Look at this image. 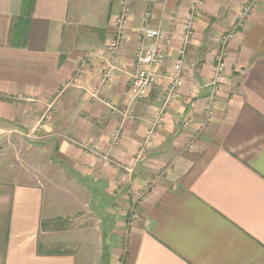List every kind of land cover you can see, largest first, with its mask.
I'll list each match as a JSON object with an SVG mask.
<instances>
[{
    "label": "crops",
    "instance_id": "obj_1",
    "mask_svg": "<svg viewBox=\"0 0 264 264\" xmlns=\"http://www.w3.org/2000/svg\"><path fill=\"white\" fill-rule=\"evenodd\" d=\"M29 1L0 0V264H264V0H130L117 49L123 0ZM147 13L165 60L133 102Z\"/></svg>",
    "mask_w": 264,
    "mask_h": 264
},
{
    "label": "built area",
    "instance_id": "obj_2",
    "mask_svg": "<svg viewBox=\"0 0 264 264\" xmlns=\"http://www.w3.org/2000/svg\"><path fill=\"white\" fill-rule=\"evenodd\" d=\"M122 13L118 19L117 23V35L115 37V40L112 43V47L114 49H117L121 47L125 41L126 31L128 29L129 25V16H130V8L128 5L127 0L122 1ZM249 7L247 6L243 10L242 17L248 14ZM151 18V14L147 13L145 22L143 23L145 26L142 29V36L143 41L145 45H142L139 49H137L136 54V62L135 67L133 70V73L130 77V95L132 97L133 102L137 99L142 98L147 91L150 90V88L153 87V85L156 83V80L158 78V68L163 64V61L165 60V54L164 51L161 49L162 46L160 42L165 38L164 33L159 29H154L149 25V20ZM194 21H196V16L191 15L187 18V21H185V31L183 34V43L185 46L188 45L189 39L192 37L193 31H194ZM235 29L232 31L227 32V34L222 35L220 42L222 44V50L219 55V62L218 67L216 70V81H214L216 84L220 79L222 78V74L225 69V45H227L230 41H232L235 37ZM185 48L181 50L180 57L176 60L175 65V77L173 80V84L166 92V104L171 103L173 100V97L176 95L178 91V87L181 86V72L183 67V55ZM93 55H90V58ZM115 75L114 68L109 69L104 76L102 77V83L106 84L109 82V80L112 78V76ZM98 88H94L92 90V94H94V98H98ZM162 113V112H161ZM158 113L156 114V119L159 121L162 118V114ZM126 115V114H125ZM121 136V128H118L113 134V142L117 143L119 141ZM97 149V148H96ZM95 150V148L93 149ZM95 155L100 157L101 159L109 162V158L107 156H101L100 152L95 151ZM135 215H133V218Z\"/></svg>",
    "mask_w": 264,
    "mask_h": 264
},
{
    "label": "rangeland",
    "instance_id": "obj_3",
    "mask_svg": "<svg viewBox=\"0 0 264 264\" xmlns=\"http://www.w3.org/2000/svg\"><path fill=\"white\" fill-rule=\"evenodd\" d=\"M128 1V5H129V8H130V10H131V3H130V0H127ZM193 15H195V16H197L196 14H193ZM195 24V23H194ZM162 49V48H161ZM163 50V49H162ZM226 51V53H227V50H225ZM226 57V56H225ZM218 62H219V60H218ZM217 67H218V63H217V65H216V68H215V72H216V70H217ZM225 67H226V63H225ZM224 71H225V69H224ZM215 72H213L214 73V80H213V82L214 81H216V73ZM182 73H183V71L181 72V76H182ZM223 75H224V72H223V74H222V77H223ZM181 79V81H182V77L180 78ZM174 80V79H173ZM222 81V78L220 79V81H218L217 82V84L218 83H220ZM172 86V85H171ZM92 96H93V98H94V94H92ZM167 95H165V97H166ZM166 100V99H165ZM172 103V102H171ZM170 104V103H169ZM168 104V105H169ZM159 113H161V111L159 112ZM126 114V115H125ZM129 115H130V111L129 110H126L125 112H123L122 113V116L124 117V118H128L129 117ZM44 121H45V119H44ZM121 134H122V131H121ZM0 136H2L1 134H0ZM120 139H121V136H120ZM119 139V140H120ZM118 142L119 141H117V143H114L113 141H112V143L113 144H118ZM8 143V145H7V147H9V149H8V151H10L9 152V154L11 153H13V154H15V148H13L12 146H13V141L12 140H9V142H7ZM6 144V143H5ZM14 146H16L15 144H14ZM80 147H81V149L83 150V151H85L86 153H89V154H93V155H95V151H98V152H100L99 150H98V148L96 149L95 147H91V146H88V145H85V144H81L80 145ZM21 148V147H20ZM95 148V150H93ZM3 150V151H2ZM12 151V152H11ZM6 152V150L4 149V148H0V158H1V156H4V154H6L5 153ZM96 156V155H95ZM47 158V162L49 163V162H51V164H49V166H50V168L51 167H53V162H52V160H50L49 158H48V156L46 157ZM127 170V173H131V170H129V168L128 169H126ZM145 193H146V190H142V191H140L139 192V195H140V198L142 199V198H144V196H145ZM132 209L133 208H131V212H132ZM133 215H135L134 213H133ZM132 215V216H133ZM71 224H74V226L75 225H77V226H79V222H76V220H72L71 222H70ZM93 225H95L96 226V223L95 222H93L92 223ZM95 247V246H94ZM100 246L98 245L97 246V251H96V253H97V255H96V257L97 258H99V252H100V248H99ZM95 248H93V251H95L94 250ZM102 254L103 253H101V256H102ZM94 255H95V252H94ZM107 255V254H106ZM98 264H100V262L98 261Z\"/></svg>",
    "mask_w": 264,
    "mask_h": 264
},
{
    "label": "trees",
    "instance_id": "obj_4",
    "mask_svg": "<svg viewBox=\"0 0 264 264\" xmlns=\"http://www.w3.org/2000/svg\"><path fill=\"white\" fill-rule=\"evenodd\" d=\"M31 1H33V0H30L29 2L32 4V2Z\"/></svg>",
    "mask_w": 264,
    "mask_h": 264
}]
</instances>
